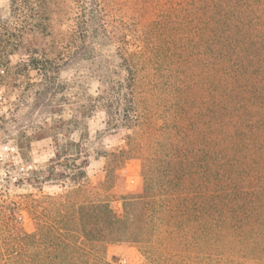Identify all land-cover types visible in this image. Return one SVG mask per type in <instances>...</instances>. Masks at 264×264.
Listing matches in <instances>:
<instances>
[{
    "label": "trees",
    "instance_id": "obj_1",
    "mask_svg": "<svg viewBox=\"0 0 264 264\" xmlns=\"http://www.w3.org/2000/svg\"><path fill=\"white\" fill-rule=\"evenodd\" d=\"M9 1L46 30L60 0ZM79 2L90 10L82 42L98 29L111 41L99 1ZM133 6L112 41L111 83L118 115L138 131L101 154L100 185L137 158V189L121 194L119 212L88 187L79 164L70 191L45 196L49 212L31 201L33 232L15 206L0 205V264H115L107 248L119 244L140 247L148 264H264V0Z\"/></svg>",
    "mask_w": 264,
    "mask_h": 264
},
{
    "label": "rangeland",
    "instance_id": "obj_2",
    "mask_svg": "<svg viewBox=\"0 0 264 264\" xmlns=\"http://www.w3.org/2000/svg\"><path fill=\"white\" fill-rule=\"evenodd\" d=\"M98 1L111 41L98 29L82 42L77 31L90 10L79 0H60L46 30L0 0V205L15 206L27 232L35 230L31 201L49 212L45 196L71 190L75 165H83L88 187L119 212L121 194L139 184L140 160L130 158L113 171L109 185H100L106 174L101 154L124 147L138 128L124 125L111 83L119 62L112 41L120 36L122 19L135 13V0ZM56 152L62 155L50 172ZM107 257L115 264H148L135 245H111Z\"/></svg>",
    "mask_w": 264,
    "mask_h": 264
}]
</instances>
